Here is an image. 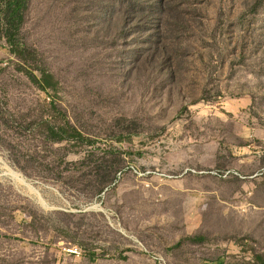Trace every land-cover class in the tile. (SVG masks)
I'll return each mask as SVG.
<instances>
[{
    "label": "rangeland",
    "instance_id": "374dc122",
    "mask_svg": "<svg viewBox=\"0 0 264 264\" xmlns=\"http://www.w3.org/2000/svg\"><path fill=\"white\" fill-rule=\"evenodd\" d=\"M0 0V264H264V0Z\"/></svg>",
    "mask_w": 264,
    "mask_h": 264
},
{
    "label": "trees",
    "instance_id": "16d2710c",
    "mask_svg": "<svg viewBox=\"0 0 264 264\" xmlns=\"http://www.w3.org/2000/svg\"><path fill=\"white\" fill-rule=\"evenodd\" d=\"M25 0H6V3L2 9L3 22L6 25L8 32L6 33V39L10 46H15V40L13 36L20 26L21 13L23 10Z\"/></svg>",
    "mask_w": 264,
    "mask_h": 264
}]
</instances>
